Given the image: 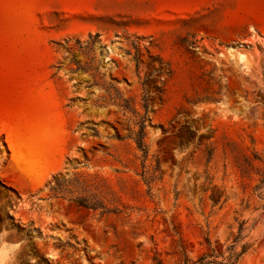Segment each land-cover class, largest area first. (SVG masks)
Returning a JSON list of instances; mask_svg holds the SVG:
<instances>
[{
    "label": "rangeland",
    "instance_id": "374dc122",
    "mask_svg": "<svg viewBox=\"0 0 264 264\" xmlns=\"http://www.w3.org/2000/svg\"><path fill=\"white\" fill-rule=\"evenodd\" d=\"M0 93V264H264V0H0Z\"/></svg>",
    "mask_w": 264,
    "mask_h": 264
},
{
    "label": "crops",
    "instance_id": "0c3cea01",
    "mask_svg": "<svg viewBox=\"0 0 264 264\" xmlns=\"http://www.w3.org/2000/svg\"><path fill=\"white\" fill-rule=\"evenodd\" d=\"M4 94L0 93V135L8 139V135L17 140L15 127L20 123V118L16 113L14 98H11L10 104L4 105ZM26 122H29V117H26ZM12 151V149H11ZM10 158H14L13 151L10 152Z\"/></svg>",
    "mask_w": 264,
    "mask_h": 264
},
{
    "label": "trees",
    "instance_id": "16d2710c",
    "mask_svg": "<svg viewBox=\"0 0 264 264\" xmlns=\"http://www.w3.org/2000/svg\"><path fill=\"white\" fill-rule=\"evenodd\" d=\"M136 143H137V146L138 148L140 149H144L146 148V143L144 141V137H140V135L136 138ZM51 191L54 193V194H60L62 193L63 191H65L67 188L63 187L62 186V183H60L59 181H55V185L54 186H51ZM80 205H83L85 207H89V208H92V203H90V201H88V199L86 198H82V199H79V200H76Z\"/></svg>",
    "mask_w": 264,
    "mask_h": 264
},
{
    "label": "bare ground",
    "instance_id": "6f19581e",
    "mask_svg": "<svg viewBox=\"0 0 264 264\" xmlns=\"http://www.w3.org/2000/svg\"><path fill=\"white\" fill-rule=\"evenodd\" d=\"M231 50H232V49H231ZM232 55H233V54H232ZM233 56H234V57L237 56V57H235V58H238L239 61H245V60H246V56H245L243 53L239 52V51H236V54H234Z\"/></svg>",
    "mask_w": 264,
    "mask_h": 264
}]
</instances>
